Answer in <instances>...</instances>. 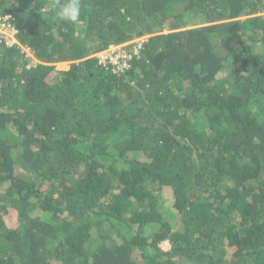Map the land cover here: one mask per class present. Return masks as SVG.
Returning <instances> with one entry per match:
<instances>
[{
    "label": "trees",
    "instance_id": "obj_1",
    "mask_svg": "<svg viewBox=\"0 0 264 264\" xmlns=\"http://www.w3.org/2000/svg\"><path fill=\"white\" fill-rule=\"evenodd\" d=\"M54 2L0 0V264H264V0Z\"/></svg>",
    "mask_w": 264,
    "mask_h": 264
},
{
    "label": "built area",
    "instance_id": "obj_2",
    "mask_svg": "<svg viewBox=\"0 0 264 264\" xmlns=\"http://www.w3.org/2000/svg\"><path fill=\"white\" fill-rule=\"evenodd\" d=\"M16 30L9 23L8 17H0V43L3 42L8 46L17 43L15 38ZM136 50V49H135ZM138 53H134L137 55ZM98 61L106 66L110 63L113 71L125 69L127 67V60L131 55L122 52L119 48L111 47L106 51L100 52L96 55Z\"/></svg>",
    "mask_w": 264,
    "mask_h": 264
},
{
    "label": "clouds",
    "instance_id": "obj_3",
    "mask_svg": "<svg viewBox=\"0 0 264 264\" xmlns=\"http://www.w3.org/2000/svg\"><path fill=\"white\" fill-rule=\"evenodd\" d=\"M52 8L57 17L67 23H79L82 12V0H55Z\"/></svg>",
    "mask_w": 264,
    "mask_h": 264
},
{
    "label": "rangeland",
    "instance_id": "obj_4",
    "mask_svg": "<svg viewBox=\"0 0 264 264\" xmlns=\"http://www.w3.org/2000/svg\"><path fill=\"white\" fill-rule=\"evenodd\" d=\"M190 23H191V22H190ZM191 25L193 26L192 23H191ZM28 57H29V58H28V63H29V65H32V64L34 63V60H33V58L31 57V55H29V54H28ZM218 77H219L222 81H224V80L226 79L225 76H224V74H222V73L219 74ZM199 123H200V122H199ZM200 124H201V125H200ZM200 124L196 123V124H195V128L198 129V130H202V129L204 128L205 125H203L202 123H200ZM161 247H162L163 250H168V248H169L168 244L165 243V242L161 244Z\"/></svg>",
    "mask_w": 264,
    "mask_h": 264
}]
</instances>
